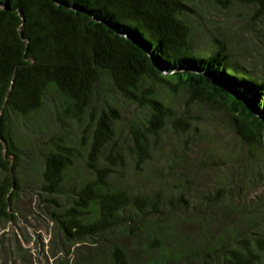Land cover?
Listing matches in <instances>:
<instances>
[{
  "label": "trees",
  "instance_id": "16d2710c",
  "mask_svg": "<svg viewBox=\"0 0 264 264\" xmlns=\"http://www.w3.org/2000/svg\"><path fill=\"white\" fill-rule=\"evenodd\" d=\"M191 1L0 0L3 216L16 217L10 207L22 187L19 172L28 161L24 141L17 137L18 124L26 119L35 123L47 110H55L59 118L89 134L86 144L78 143L87 147L82 150L67 129L47 140L38 138L35 130L31 133L38 145L36 187L59 233L76 242H97L118 231L139 235L148 248L168 259L159 241L167 224L157 215L163 213L158 206L166 197L124 181L129 165L144 171L169 122L176 131L188 130L184 116L174 113L158 88H185L191 96L219 103L237 135L251 145H264V74L246 64L249 57H237L226 39H213L205 53L198 50ZM238 1L264 14V0ZM103 86L149 111L145 120L131 126L127 144L116 130L117 107L105 99L97 102ZM80 165L85 170L81 177L76 173ZM229 168L226 177L216 178L222 198L194 190L201 201L228 206L223 216L238 211L232 188L246 178ZM183 194L177 198L181 206L188 203ZM243 222L215 236L203 255L187 254V260L179 262L176 252L171 264H264V215L243 217ZM109 261L129 263L127 249L117 240L110 244Z\"/></svg>",
  "mask_w": 264,
  "mask_h": 264
},
{
  "label": "rangeland",
  "instance_id": "374dc122",
  "mask_svg": "<svg viewBox=\"0 0 264 264\" xmlns=\"http://www.w3.org/2000/svg\"><path fill=\"white\" fill-rule=\"evenodd\" d=\"M191 6L194 9L191 22L200 46L198 50L205 53L213 39H226L237 57H249L246 64L254 72L264 74V14L257 12L254 5L238 0H192ZM158 89L174 113L184 116L188 130L176 131L169 122L160 132L153 159L144 171L139 172L129 165L125 169L127 179L124 181L137 183L142 189L147 186L166 197L163 201L160 199L162 202L158 206L163 213L159 209L156 212L167 224L163 229L166 235L159 241L169 252L168 259L148 248L142 236L126 232L109 233L97 242L66 241L63 238L50 219L36 187L38 176L34 167L38 155L34 149H38V145L31 133L35 130L38 138L47 140L53 133L67 129L77 138V144H86L89 134L84 128L80 130L73 123L59 118L55 110H47L48 113L35 123H32L33 119H26L18 124L17 137L24 141L28 161L23 162L19 172L22 187L10 207L16 217L8 219L0 213V264H110L109 247L114 240L127 249L128 264H165V261L171 264L176 259V252L177 261L184 262L188 255H203L202 251L216 242L215 236L220 232L244 225L243 217L260 218L264 215V145H251L237 135L231 116L219 103L191 96L185 88L172 92L164 85ZM104 99L117 107L120 121L116 130L121 141L127 144L131 126L145 120L149 111L107 86L100 88L97 95L98 103ZM78 146L82 150L87 148ZM228 167L236 168L238 177L245 173L246 178L232 188L231 199L238 204V211L223 216V209L228 206L201 201L194 190L197 188L210 195L218 193V198H222V192L217 191L216 178L226 177ZM78 168L76 173L81 177L85 170L81 165ZM2 177L0 171V181ZM184 178L188 181L184 182ZM226 192L224 189V194ZM182 193L188 201L183 206L177 202Z\"/></svg>",
  "mask_w": 264,
  "mask_h": 264
},
{
  "label": "water",
  "instance_id": "95a60500",
  "mask_svg": "<svg viewBox=\"0 0 264 264\" xmlns=\"http://www.w3.org/2000/svg\"><path fill=\"white\" fill-rule=\"evenodd\" d=\"M162 74H163V75H168V74H166V73H164V72H162Z\"/></svg>",
  "mask_w": 264,
  "mask_h": 264
}]
</instances>
